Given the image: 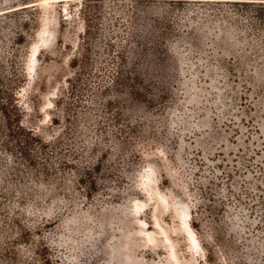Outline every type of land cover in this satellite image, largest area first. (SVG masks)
I'll use <instances>...</instances> for the list:
<instances>
[{
  "label": "clouds",
  "instance_id": "clouds-1",
  "mask_svg": "<svg viewBox=\"0 0 264 264\" xmlns=\"http://www.w3.org/2000/svg\"><path fill=\"white\" fill-rule=\"evenodd\" d=\"M0 264H264V0H0Z\"/></svg>",
  "mask_w": 264,
  "mask_h": 264
}]
</instances>
